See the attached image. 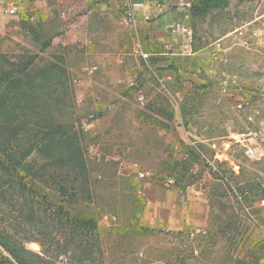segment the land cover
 Here are the masks:
<instances>
[{"label":"rangeland","instance_id":"rangeland-1","mask_svg":"<svg viewBox=\"0 0 264 264\" xmlns=\"http://www.w3.org/2000/svg\"><path fill=\"white\" fill-rule=\"evenodd\" d=\"M35 15L29 8L21 11L22 23L12 24L13 35L4 40L0 57L39 68L58 62L65 69L67 99L60 117L81 135L87 181L77 185L76 195L71 189L61 193L55 182L30 181L45 222L29 226L11 217L1 223L0 215V227L12 222L13 234L36 240L26 243L29 250L42 254L44 245L57 264L253 260L254 245L264 242V0H227L192 16L190 51L175 30L156 43L141 30L136 36L130 32L127 75L107 87L112 96L102 97L92 82L98 70L89 69L84 80L77 73V56L46 49L57 24L42 15L31 21ZM38 157L34 153L28 161L33 165ZM134 164L148 175L137 179ZM69 197L78 201L69 203ZM59 206L64 216L93 218L92 260H82L69 226L60 227L43 213V207L58 212ZM178 210L183 227L169 229ZM229 218L241 224L235 232L243 234L231 252ZM83 240L84 248L88 241ZM57 245H68V253L60 255ZM10 261L0 244V264Z\"/></svg>","mask_w":264,"mask_h":264},{"label":"trees","instance_id":"trees-1","mask_svg":"<svg viewBox=\"0 0 264 264\" xmlns=\"http://www.w3.org/2000/svg\"><path fill=\"white\" fill-rule=\"evenodd\" d=\"M226 1H193L191 15H204L214 7L224 6ZM33 65L35 64L31 61L15 65L0 57V215L3 217L1 223L2 221L7 223L11 217H16L17 219L12 220L24 222L29 226L36 225L38 221L41 224L45 222L44 215H41L36 207L40 204L38 192L29 184L30 181L38 180L44 184L55 182L59 185L61 193L64 194L71 189L75 195L77 185L87 181L88 166L81 135L75 130V125L73 127L69 121H65V116L64 120L61 118L67 99L65 88L67 73L58 62L43 65L41 69ZM54 73L57 74L56 79ZM51 105H57V108L52 110ZM57 110L60 115L56 119ZM34 153L39 157L32 165L28 160ZM41 198L43 201L46 199L45 196ZM66 200L69 203L78 201L71 197ZM43 209L44 214L48 213L45 215H48L47 219H52L49 215L53 216L57 219L58 226L71 228L70 230L74 232L71 243L82 249V260H92L91 248L95 243L90 242L92 239L89 236L96 227L93 218L76 219L64 216L67 214L62 206L58 207V212H51L46 207ZM228 223H232L230 231L233 232V235L227 236L230 239L227 251L231 252L233 245H241L243 234L241 235L242 230L235 232L241 228V224L236 220L229 218ZM261 225L264 227V220L261 221ZM1 226L0 244L12 259L9 264H57L46 255L44 245L42 254L29 250L26 243L36 240L29 237L20 238L13 234L8 228L14 227L12 222ZM75 238H79V244ZM85 238L89 243L87 242L83 248ZM57 246L61 247L60 255L68 253L66 248L68 245ZM254 248L256 249L254 259L245 264H264L263 240L257 242ZM231 260L233 261V257Z\"/></svg>","mask_w":264,"mask_h":264},{"label":"crops","instance_id":"crops-1","mask_svg":"<svg viewBox=\"0 0 264 264\" xmlns=\"http://www.w3.org/2000/svg\"><path fill=\"white\" fill-rule=\"evenodd\" d=\"M17 1L21 11L28 8L34 10L36 15L30 18L31 21L34 19L38 21L42 15V18L45 17L47 21L57 24V30L49 39L46 49L59 48L77 56V73L84 80L90 78L89 69L98 70L91 81L96 83L95 94L101 97L112 96L110 88L107 89V87L116 85L120 78L127 75L126 61L132 56V48L127 42L131 34L134 33L136 36L141 30L149 42L156 43L163 40L164 35L174 31L175 23L181 21L187 13L188 8L184 4L191 3V0H160L164 7L157 8L153 5L154 0H148L144 13L137 16L135 24H129L126 20L125 0ZM153 17L157 18L159 25L157 22L154 24L148 22ZM8 23L7 19H0L1 30L8 32L7 37H10L13 35L14 28ZM142 55L154 54L142 50ZM177 214L175 223H167L168 226L170 225L169 229H182L183 216L179 210Z\"/></svg>","mask_w":264,"mask_h":264},{"label":"built area","instance_id":"built-area-1","mask_svg":"<svg viewBox=\"0 0 264 264\" xmlns=\"http://www.w3.org/2000/svg\"><path fill=\"white\" fill-rule=\"evenodd\" d=\"M126 1V10L127 17L126 20L129 24H135L138 15L144 13L146 8V2L148 0H125ZM154 7L162 8L164 4L160 0H154ZM188 8L187 13L184 18L175 23V31L181 33L187 40L186 48L192 50V41H193V29L191 25L192 15H191V3L184 4ZM7 19L10 24H19L21 22V8L17 0H0V19ZM9 33L3 32L0 28V50L2 44ZM135 172V177L137 179H143L148 175L147 172L143 171L138 164L133 165ZM173 182V181H170ZM264 203V202H263Z\"/></svg>","mask_w":264,"mask_h":264}]
</instances>
